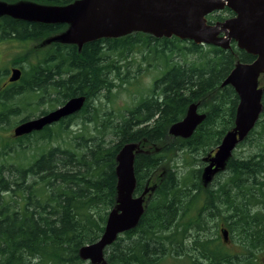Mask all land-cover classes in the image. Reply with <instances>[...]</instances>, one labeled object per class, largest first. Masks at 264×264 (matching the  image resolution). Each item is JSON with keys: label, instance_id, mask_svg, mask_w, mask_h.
I'll use <instances>...</instances> for the list:
<instances>
[{"label": "trees", "instance_id": "obj_1", "mask_svg": "<svg viewBox=\"0 0 264 264\" xmlns=\"http://www.w3.org/2000/svg\"><path fill=\"white\" fill-rule=\"evenodd\" d=\"M25 1L66 6L77 0ZM216 15L207 22L225 18ZM64 28L1 16L0 41L38 42ZM59 44L72 47L66 49L67 60L61 57L64 63L55 59L63 52L58 46L42 53L33 46V52L13 60L22 66V76L0 89V127L25 114L3 128L10 132L45 113L40 94L47 85L61 91V103L84 96L77 118L96 120L102 113L101 125L95 133L75 136L73 124L70 130L60 125L54 132L46 129L23 138L0 135V264H89L78 252L100 238L116 206V156L126 143L144 148L134 159V195L149 191L137 226L105 251L106 264H258L264 252V74L259 78L262 112L225 168L206 183L197 159L212 153L234 128L238 97L221 84L237 62L250 63L254 56L234 42L223 50L139 32L95 40L80 49ZM136 48L141 62L127 61ZM70 58L76 63L75 76L66 81ZM135 63L162 70V75L138 90L126 114L101 112L102 95L110 100L116 89L126 91L124 85L136 79ZM5 76L0 71V81ZM191 104L204 119L188 138L172 137L169 128Z\"/></svg>", "mask_w": 264, "mask_h": 264}, {"label": "water", "instance_id": "obj_2", "mask_svg": "<svg viewBox=\"0 0 264 264\" xmlns=\"http://www.w3.org/2000/svg\"><path fill=\"white\" fill-rule=\"evenodd\" d=\"M228 7L232 18L208 24L206 17ZM9 16L26 22L67 25L61 43L76 45L99 39L120 38L135 32L154 38L176 37L195 44L211 45L223 50L232 42L240 51L254 56L250 63L237 62L221 86H230L238 97L234 128L227 132L214 154L205 159V179L225 168L228 159L254 128L262 112L263 88L259 78L264 74V0H77L66 6H45L31 2L7 4L0 1V17ZM19 69L11 71L8 81L17 82ZM84 96L73 97L46 115L18 124L14 137L42 130L60 119L79 112ZM204 119L191 104L185 117L173 124L169 135L188 138ZM138 143H126L116 156V206L107 215L100 238L79 249V258L89 264H106L105 251L123 233L134 229L143 212L145 189L134 195L136 179L134 159L140 153ZM227 242V232L221 231Z\"/></svg>", "mask_w": 264, "mask_h": 264}, {"label": "rangeland", "instance_id": "obj_3", "mask_svg": "<svg viewBox=\"0 0 264 264\" xmlns=\"http://www.w3.org/2000/svg\"><path fill=\"white\" fill-rule=\"evenodd\" d=\"M22 2H29V1L16 0L13 3L18 4ZM61 37H62L61 34H54V35L48 36L42 39L41 41H39V44H36L34 47L36 48V50H39V51L45 50L53 43L61 42ZM33 49H34L33 47L26 46L23 43L1 42L0 43V70L9 67L17 56L26 54L30 50H32L33 52ZM141 57H142L141 52L139 51L138 48H136L133 51V53L127 57V61L135 60L137 62H141ZM135 65L136 63L133 65L132 68L134 70L133 73H136V74H132V76H136V79H131V82L129 84L124 85V88L126 89V91H123L121 89L120 90L116 89L113 92V95L111 96L110 100L105 99L103 95L101 96L102 103H103L102 109L100 110L101 112H105V110H108V111L113 110V111H120L121 114H126L127 110L133 104L132 99H134L135 101L138 98L139 96L138 90H142V88L150 87L151 84L153 83V80L156 78H159L162 75L161 74L162 70H155L153 67H150V69L148 70L147 69L148 66L146 65V63H141L140 68L136 67ZM158 69H160V67ZM7 84H8V81L6 77L0 81V89H3ZM26 99H28L27 102H31V98L28 95H26ZM45 108H46V105L44 104L40 105L41 110H44ZM23 116H25V114H22L21 116L17 118L11 117L8 123H5V125L0 127V129L2 128V130H0V135L6 138L5 135H9L10 133L12 134V130L10 132H7L3 130V128L9 129L12 126V124H14L15 122H18L20 119L23 118ZM98 116L99 117L96 120H88V119L82 120L81 118H76V120L73 122V127L70 130L74 133L73 136L77 135L78 133H82V132L84 133L86 132L85 134L95 133V127H98L101 125L102 113L98 114ZM32 148L33 149L30 152H28L29 155L30 153H33L34 151V147ZM140 149L142 151L144 150V148H140ZM245 150L246 148H244L243 150L242 149L237 150V152L238 153L245 152ZM204 157L205 156L203 155H198L197 159L201 162L204 159ZM196 167H199L198 162L196 163ZM211 176H209V179L211 178ZM230 247L234 248L233 246L228 245V248ZM259 258L260 260L258 261V264H262L261 262L264 260V252L259 254Z\"/></svg>", "mask_w": 264, "mask_h": 264}, {"label": "flooded vegetation", "instance_id": "obj_4", "mask_svg": "<svg viewBox=\"0 0 264 264\" xmlns=\"http://www.w3.org/2000/svg\"><path fill=\"white\" fill-rule=\"evenodd\" d=\"M229 11V17H227L228 16V13H226L225 14V12L226 11ZM216 14H224V16L223 17H225L223 20H221V21H215L213 24H215V23H218V22H223L224 20H226V19H228V18H232L233 16H234V13L228 8V7H223L222 9H220V10H216V11H214V12H212L211 14H209V15H214V16H217ZM208 15V16H209ZM207 16V17H208ZM207 17H206V19H207ZM31 23H37V22H31ZM57 25H60V24H57ZM65 26V28L67 27L66 25H64ZM64 28V29H65ZM63 29V30H64ZM52 35H54V34H52ZM14 36V35H13ZM51 36V35H50ZM41 41V40H40ZM1 42H15V43H23L24 45H26V46H30V47H33L34 45H36V44H39V41L37 42H33V41H19V40H16V39H12V38H10V39H6V40H3V41H0V43ZM53 46H58V47H61L62 49H63V52L61 53V54H59V55H57L56 56V60L58 61V60H60L59 61V63H64L65 62V55L67 54L66 53V49H68L69 51H71L72 50V47H67L66 49H64L65 48V46L64 45H60L59 43H53L52 45H50L49 47H53ZM63 46V47H62ZM76 46V45H75ZM48 47V48H49ZM76 48L78 49V47L76 46ZM45 50H47V49H45ZM45 50H41V51H38V53H42V52H44ZM40 55V54H39ZM61 57H65V58H61ZM66 60H67V58H66ZM33 62V61H32ZM69 62H70V64H71V66H72V68H71V70L70 71H67L66 72V74H63V77H64V79L66 80L67 78L68 79H72L74 76H75V70H76V63L74 64L73 63V60H72V58H70V60H69ZM74 64V65H73ZM64 66V65H63ZM22 66H20V65H18V64H16V65H14V62H12L11 63V65L9 66V67H7V68H4V69H2V70H0L1 72H3V74H6V76H5V78L7 77V81H8V78L10 77V74H11V71L13 70V69H19L20 70V72H21V76H22V68H21ZM59 67H61V66H59ZM44 76H48V73L47 74H44ZM4 79V78H3ZM66 81H68V80H66ZM19 81H17V82H14V83H18ZM9 84H13V83H10V82H8V84L6 85V86H8ZM5 86V87H6ZM61 90H62V88H60ZM41 93H42V95L40 94V97H41V103L42 104H44V105H46V108L44 109L46 112L45 113H43V114H38L37 113V115L36 116H34L33 118H36V117H39V116H43V115H46L47 113H49V112H51V111H54L55 109H57L58 107H60V106H62L67 100H69V99H67L64 103H61L62 102V95H61V91H56L54 88H52V87H49L48 85L47 86H44V88H42V91H41ZM77 114H78V112L77 113H74L73 115H70V116H67V117H65V118H62V119H60L58 122H55V123H53V124H51V125H49V126H45V127H43L42 128V130H40V131H37V132H32L31 134H29V135H35V134H39V133H44V132H46V129H50V130H52L53 132L61 125H65L66 126V128L67 129H69L70 130V127H71V125L73 124V122L76 120V118H77ZM32 119V118H31ZM55 124V125H54ZM15 126H13V128H14ZM12 128V129H13ZM72 129V128H71ZM29 135H25V136H29ZM25 136H21V137H15V138H23V137H25ZM212 154H213V152H212ZM211 155V153L209 154V155H207V156H210ZM206 165V164H205ZM204 167V166H203ZM227 246H228V244H227ZM262 264H264V260H263V263Z\"/></svg>", "mask_w": 264, "mask_h": 264}, {"label": "bare ground", "instance_id": "obj_5", "mask_svg": "<svg viewBox=\"0 0 264 264\" xmlns=\"http://www.w3.org/2000/svg\"><path fill=\"white\" fill-rule=\"evenodd\" d=\"M55 125V124H54ZM126 234V233H125Z\"/></svg>", "mask_w": 264, "mask_h": 264}]
</instances>
